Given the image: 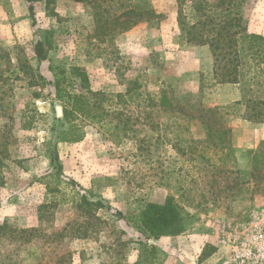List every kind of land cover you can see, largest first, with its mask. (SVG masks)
Listing matches in <instances>:
<instances>
[{"label": "rangeland", "instance_id": "obj_1", "mask_svg": "<svg viewBox=\"0 0 264 264\" xmlns=\"http://www.w3.org/2000/svg\"><path fill=\"white\" fill-rule=\"evenodd\" d=\"M202 1L218 20L240 15L248 33L264 36V0H129L164 17L125 32L113 22L121 0H46L36 4L37 34L26 0H0V264H56L62 257V264H197L214 248L208 264L230 256L219 242L222 222L264 211V122L246 120L238 85L216 83L210 47L187 42L184 29L197 21ZM38 39L50 49L45 62L34 51ZM74 67L86 70L97 100L115 98L104 103L108 111L130 119L125 143L76 115L70 121L84 139L64 141L62 96L85 93ZM130 88L164 90L175 107L153 115L152 126L144 110L118 103ZM203 109L216 110L219 121L204 123ZM206 124L215 138L230 130L224 151L205 143ZM168 200L181 222L147 240L131 222ZM146 243L156 248L151 263Z\"/></svg>", "mask_w": 264, "mask_h": 264}, {"label": "trees", "instance_id": "obj_2", "mask_svg": "<svg viewBox=\"0 0 264 264\" xmlns=\"http://www.w3.org/2000/svg\"><path fill=\"white\" fill-rule=\"evenodd\" d=\"M26 1L28 3L32 27L34 33L37 34L36 4L46 0ZM82 1H87L93 6H96L98 2V0ZM128 1L129 0H121V8L123 11L119 17L113 20L114 24H117L115 25V30L120 28L121 32H125L144 20L155 21L163 19L164 17L163 14L157 13L152 8L139 5L133 7V4ZM227 1L228 5H232L233 0H220L221 3L225 4ZM202 4L203 1L195 5L196 13L200 14L197 21L186 26L184 29L187 42L199 46L210 47L214 59L213 73L216 83L238 85L242 93L243 103L246 106V120L255 123L264 122V36L248 33L242 23V17L240 15H234L230 18V14H225L222 18L220 16L218 20V18H215V15H211L207 11H204ZM182 14L180 8V20L181 23L184 24L185 22ZM101 16V13L96 12L98 22L102 20V18H100ZM122 17H124V20L121 19L122 21L119 22ZM49 50L48 44L44 41L39 39L36 41L34 51L40 62H45L48 59ZM72 73L79 78L81 87L85 93H65L62 96L66 104L64 118L68 125V131L66 132L64 141L68 143H78L84 139L82 128H79L70 121V117L75 115L85 122L97 125L100 129L104 130V133L110 136L116 145H121L130 139L126 134L127 131L130 130V126L128 127L130 119H119L118 114H115L114 110L108 111L105 108L104 103L106 101L113 102L115 98L105 99V97H102L101 100H97L95 98L96 94L91 90V84L86 70L84 68L74 67L72 68ZM59 88L60 85L58 84L56 87L58 92H60ZM253 92L260 96L255 98L249 96L250 93ZM116 98H118V103L128 104L135 106V108L139 110H144L146 117L145 121L149 122L152 126L155 125L152 122L153 115L156 116V113L161 109L169 110L175 107L174 100L170 98L164 90L146 94L145 92H140L138 89L130 88L127 89L124 94L116 96ZM201 112L204 123H206L205 118H212L219 121V113L216 110L203 109ZM178 113L182 114L183 110H178ZM140 119L141 118H137L133 125L140 123ZM206 125L208 128V136L205 143L214 145V148L224 151V149H226V138L228 139L230 130L223 129L221 132L216 131L217 137L215 138L213 126L209 124ZM31 126L30 123H24L25 129H29ZM178 128H181V125L176 127V129ZM139 142L141 145L143 141L139 140ZM180 143L181 140H178L174 147H177ZM263 144L264 143H262V145ZM205 148L206 146L203 147V149ZM54 154V162L57 163L59 158L56 153ZM1 163L0 160V164ZM61 168L62 166L59 164L58 169L60 170ZM84 203L89 207L99 205L101 208L103 206L101 202L94 203L87 199L84 200ZM146 213L147 215L140 223L130 222L138 229L141 235L147 238V240L150 238L159 239L166 234V230L169 227L177 222H181L179 209L171 200H168L165 205L152 204L148 206ZM117 216L121 219H126L121 212H117ZM144 250L150 256L149 262L151 263L152 260L157 257L156 248L146 243L144 245ZM63 260L64 257L60 258L56 264H62Z\"/></svg>", "mask_w": 264, "mask_h": 264}, {"label": "built area", "instance_id": "obj_3", "mask_svg": "<svg viewBox=\"0 0 264 264\" xmlns=\"http://www.w3.org/2000/svg\"><path fill=\"white\" fill-rule=\"evenodd\" d=\"M219 242L230 248L223 264H264V211H252L241 223L224 221Z\"/></svg>", "mask_w": 264, "mask_h": 264}, {"label": "crops", "instance_id": "obj_4", "mask_svg": "<svg viewBox=\"0 0 264 264\" xmlns=\"http://www.w3.org/2000/svg\"><path fill=\"white\" fill-rule=\"evenodd\" d=\"M209 243H210V242H209ZM211 243H213L212 245H213V247H215L216 240H215V242H211ZM204 249H205V247L202 246V248L200 249V252H199V254L197 255V257L200 256V255L202 254V252H203ZM215 252H216V249L214 248V252L211 254V256H210L209 258H207V259H205V261L199 262V263H197V264H208V262L212 259L213 255H215ZM198 258H199V257H198ZM189 264H190V263H189Z\"/></svg>", "mask_w": 264, "mask_h": 264}, {"label": "water", "instance_id": "obj_5", "mask_svg": "<svg viewBox=\"0 0 264 264\" xmlns=\"http://www.w3.org/2000/svg\"><path fill=\"white\" fill-rule=\"evenodd\" d=\"M57 114H58L59 117L62 116L61 108H57Z\"/></svg>", "mask_w": 264, "mask_h": 264}]
</instances>
